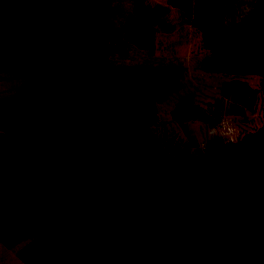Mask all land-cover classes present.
Here are the masks:
<instances>
[{"label":"trees","instance_id":"obj_1","mask_svg":"<svg viewBox=\"0 0 264 264\" xmlns=\"http://www.w3.org/2000/svg\"><path fill=\"white\" fill-rule=\"evenodd\" d=\"M142 22L162 7L135 0ZM111 0H0V72L24 68L6 141L28 152L34 191L10 193L64 264H264V124L172 155L152 130L178 70L113 65ZM206 68L263 77L264 55ZM17 188V187H16Z\"/></svg>","mask_w":264,"mask_h":264},{"label":"crops","instance_id":"obj_2","mask_svg":"<svg viewBox=\"0 0 264 264\" xmlns=\"http://www.w3.org/2000/svg\"><path fill=\"white\" fill-rule=\"evenodd\" d=\"M153 2L155 5L152 7L164 9L161 18L169 26L164 27L158 24L161 30L157 29V33L154 34L158 35L157 39L162 43L167 44L168 39L176 43L174 50L178 51L175 55L178 58L176 57L175 64L164 63L152 66L174 67L178 70L181 88L177 92L181 93L179 95L174 92L178 94V98L182 97L180 99L182 100L186 97L187 102H190L189 106H192V99L197 97L193 90L195 82L192 76V73L194 75L196 72L201 91L206 92L202 98H209L205 103H210L208 106L210 107L208 109H212L210 113H214L213 110L217 109L219 115L225 112L231 114L222 128L224 133L228 130L245 134L261 127L264 124V89L261 84L263 77L259 74L214 72L208 70L206 64L212 59L236 60L240 58L238 57L240 54L245 55L241 56L242 58H247L250 55H264V0H153ZM111 17L112 0L110 48ZM159 48H161V44H159ZM170 51H172L171 45ZM200 70H207L213 75L200 77V74L203 73ZM202 78H204L202 80L204 84L201 82ZM240 79V83L243 85L241 91H237L239 88L235 83L236 86H228L227 92L225 91L224 81L235 82ZM185 92L186 94H184ZM224 93L233 97V106L231 110L228 108L220 111L218 98L225 99ZM198 98L200 97L198 96ZM208 109L205 108L206 111H209ZM205 129L207 128L205 127ZM218 135L226 138L225 134L220 132ZM19 187L29 191L35 190V188ZM13 188L18 189V186L11 184L0 190V202L6 203L13 212L27 214L23 209L14 207L9 196ZM0 212V264H43L44 261H47L45 258L47 251L46 248H42L39 231L37 241L33 237H29L32 232L27 228L18 230L17 237L11 236L12 230L6 225V222L8 223L4 216L6 214L2 209ZM26 242L36 244V248L29 247L30 245L26 246ZM46 247L48 248V246ZM11 259L14 260L11 261Z\"/></svg>","mask_w":264,"mask_h":264},{"label":"rangeland","instance_id":"obj_3","mask_svg":"<svg viewBox=\"0 0 264 264\" xmlns=\"http://www.w3.org/2000/svg\"><path fill=\"white\" fill-rule=\"evenodd\" d=\"M134 5L135 0H112L111 63L113 65L175 64V59L178 58V56H175L178 51L174 50L176 43L169 39L167 44L159 41L157 39L158 35L154 34L157 33V29H160L158 24L140 21L134 13ZM147 5L152 7L155 2L147 0ZM159 44H161V48H159ZM170 45L172 51H170ZM241 56L245 55L240 54L238 56L240 58H237V60L245 59ZM183 70L190 71L189 69ZM200 71L203 72L200 77L213 75L207 70ZM195 73L194 75L192 73L195 82L193 90L197 97L192 99V106H189L190 102H187L186 97L182 100H180L182 97L178 98V94L181 92L171 94L165 101L159 103L160 122L153 124L151 127L154 132L161 134L166 150L172 155H206L208 153L207 142L216 136H221L218 135L219 132L225 134L226 138L224 139L228 142L241 140L244 135L243 132L239 131L229 132L227 130L225 133L222 131L225 121L231 117V114L225 112L219 115L217 109L213 110L214 113H210L212 110L208 109L210 103H205L209 98H202L206 92L201 91L199 77ZM203 79H201L202 84H204ZM28 80V74L24 68L0 72V190L11 184L34 189L40 183L33 178V166L29 153L22 151L17 145H12L5 139V135L8 133V116L16 107L12 98ZM240 81L241 79L235 82L231 80L224 81L225 91L227 92L228 86L236 85L239 88L237 91H241L243 85ZM188 85L190 86L189 83ZM224 95L226 101L218 98L219 110L224 111L228 108L231 110L233 97L225 93ZM204 106L209 111H206ZM0 209L6 214L3 215L8 220L6 225L12 230L11 236L17 237L18 230L27 228L32 232L29 237H33L37 241L38 224L35 219L24 212H19V214L16 211L13 212L6 203L0 202ZM74 236L73 232L65 233L52 248H47V245L44 246L45 244L42 242V248H46L47 251L45 257L47 261H44L43 264H64L68 255L67 242ZM27 245L36 248L34 243L26 242ZM13 260L11 259V261Z\"/></svg>","mask_w":264,"mask_h":264}]
</instances>
